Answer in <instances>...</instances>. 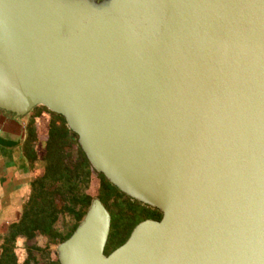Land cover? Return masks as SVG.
<instances>
[{"label":"water","instance_id":"1","mask_svg":"<svg viewBox=\"0 0 264 264\" xmlns=\"http://www.w3.org/2000/svg\"><path fill=\"white\" fill-rule=\"evenodd\" d=\"M36 106L161 213L106 254L93 197L59 264H264V0H0V111Z\"/></svg>","mask_w":264,"mask_h":264},{"label":"crops","instance_id":"2","mask_svg":"<svg viewBox=\"0 0 264 264\" xmlns=\"http://www.w3.org/2000/svg\"><path fill=\"white\" fill-rule=\"evenodd\" d=\"M42 107L36 106L24 117L0 111V258L9 253L16 256L18 241L28 240L20 235L12 241L11 226L21 222L39 189L50 129L66 137L73 133L64 131L61 120Z\"/></svg>","mask_w":264,"mask_h":264},{"label":"rangeland","instance_id":"3","mask_svg":"<svg viewBox=\"0 0 264 264\" xmlns=\"http://www.w3.org/2000/svg\"><path fill=\"white\" fill-rule=\"evenodd\" d=\"M42 108L45 109V107ZM53 116L57 117L55 114ZM63 141L69 162L74 165L86 164L85 157L80 153L78 145L76 144V135L72 133L71 137L64 136ZM41 161V165H44L45 168V160L43 159ZM86 168L89 171L87 183L80 184L78 187L66 191L62 196V200L57 195L49 199L51 203L57 202L62 205V210L57 215L52 231L50 233L37 231L32 238L24 240L23 243L22 240L18 241L15 248L18 264H23L28 258L29 253L37 256L36 260L39 264H56V246L74 230L80 221L79 218L82 212L86 211L88 207L85 205V202L80 200L81 194H88L91 198L98 197L110 213V232L105 251H110L126 239L132 228L141 219L138 215L140 211L138 203H134L131 198L122 194L119 190L109 187L102 175L95 173L91 166H86ZM36 248L49 253L48 258L43 259L39 253L34 251ZM4 257L6 258V255H2L0 259ZM29 264L35 263L29 262Z\"/></svg>","mask_w":264,"mask_h":264},{"label":"trees","instance_id":"4","mask_svg":"<svg viewBox=\"0 0 264 264\" xmlns=\"http://www.w3.org/2000/svg\"><path fill=\"white\" fill-rule=\"evenodd\" d=\"M55 115L61 120L62 124L64 125V131H70L66 127L64 118L58 114ZM50 130L51 131L49 132L48 140L46 143V154L44 156V160L46 162L45 173L43 175V178L38 182L39 189L31 200L30 210L27 209V212L25 213V216L23 217L21 222L11 226L12 241H14L13 238L15 236L17 237L20 235H23L26 238H32L37 231L50 233L53 229V224L57 219L58 213L62 210V205L57 202L51 203L49 199L52 198V196L57 195L60 196V200H62V196L66 191H70L74 187H78L80 184L87 183L89 171L87 170L86 166L90 165L80 147L78 146V149L80 153L85 157L86 164H71L65 153L66 147L63 141L65 135H62V132L59 130ZM76 144L78 145L77 142ZM102 177L105 179L103 175ZM106 182L108 183L109 187L115 188L107 180ZM91 199L92 198L88 194H81L80 196V200L85 202L86 206L89 205ZM84 213L85 211L82 212L79 218L80 220ZM126 239L121 241V243H119L115 247L122 244ZM34 251L39 253L43 259L48 258L49 253L45 252L44 250H39L38 248H36ZM110 251H105V253L107 254ZM6 257L7 258L5 262L3 261L1 262V264H18L17 258L13 253H9ZM36 257L37 256L35 254L29 253L28 258L23 264H29V262L39 264V262H37L36 260ZM55 263H58L57 259L55 260Z\"/></svg>","mask_w":264,"mask_h":264},{"label":"flooded vegetation","instance_id":"5","mask_svg":"<svg viewBox=\"0 0 264 264\" xmlns=\"http://www.w3.org/2000/svg\"><path fill=\"white\" fill-rule=\"evenodd\" d=\"M132 201L134 203H138L139 204V208H140L139 210L140 211H139V214L138 215L141 217V219L138 222H140L142 220H145V219H152V220H158V219H160L161 213L157 209H155L153 207H150L148 205H144V204H142L140 202H137V201H134V200H132Z\"/></svg>","mask_w":264,"mask_h":264}]
</instances>
